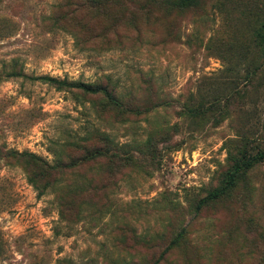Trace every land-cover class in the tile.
Listing matches in <instances>:
<instances>
[{
	"label": "rangeland",
	"instance_id": "obj_1",
	"mask_svg": "<svg viewBox=\"0 0 264 264\" xmlns=\"http://www.w3.org/2000/svg\"><path fill=\"white\" fill-rule=\"evenodd\" d=\"M263 30L264 0H0V264H264Z\"/></svg>",
	"mask_w": 264,
	"mask_h": 264
},
{
	"label": "trees",
	"instance_id": "obj_2",
	"mask_svg": "<svg viewBox=\"0 0 264 264\" xmlns=\"http://www.w3.org/2000/svg\"><path fill=\"white\" fill-rule=\"evenodd\" d=\"M183 5H190L193 4L196 0H181ZM262 39L264 40V30L261 34ZM36 79L43 80L45 82L55 84L59 87H67L71 89H80L83 92L86 93H92V94H102L107 98L115 99L116 96L112 94L111 90L108 86L101 85V84H90V83H83V82H68L66 80H61L52 76H38ZM115 97V98H114ZM117 100V99H116ZM34 156V155H33ZM35 157V156H34ZM259 157L264 158V154H260ZM249 163L247 162L246 165ZM243 168L242 165L237 164L228 174L225 179V183L214 189L211 193H209L206 197H204L202 200L199 201L197 208H201V206L206 203L209 200L216 199L220 196H222L235 182V179L237 178L240 170ZM181 236V233L173 240V242L177 241L178 238ZM168 248L162 252L160 255V258L153 264H159V261L161 258H163L165 252Z\"/></svg>",
	"mask_w": 264,
	"mask_h": 264
}]
</instances>
